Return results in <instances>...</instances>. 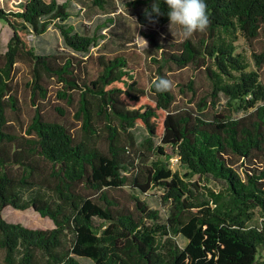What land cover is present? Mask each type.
I'll use <instances>...</instances> for the list:
<instances>
[{
  "label": "trees",
  "instance_id": "1",
  "mask_svg": "<svg viewBox=\"0 0 264 264\" xmlns=\"http://www.w3.org/2000/svg\"><path fill=\"white\" fill-rule=\"evenodd\" d=\"M0 0V21L12 30L2 53L0 41V249L5 264H264V84L237 52L240 37L257 39L264 27V0H205L211 23L198 41L161 43L157 31L170 23L166 3L149 22L144 9L155 0H136L138 23L148 39L155 78L173 66L205 68L211 81L196 111L173 110V90L150 88L125 52L90 55L102 36L82 35L68 24L70 4L58 0H23L13 9ZM106 9L105 0H93ZM57 28L74 55L38 54L31 37ZM258 67L264 51L253 54ZM86 57V58H82ZM31 67L35 114L24 135L10 132L8 112L20 109L14 76L17 64ZM63 86L60 98L79 101L81 135L48 121L39 101H46L48 80ZM195 91L194 80L189 82ZM227 107L218 112L220 97ZM214 109L215 112H209ZM244 113L237 118L234 114ZM148 133L145 148L134 150L129 129ZM105 134V149L98 140ZM161 143L154 146L152 139ZM129 140V145L126 141ZM175 150L185 173L170 168L167 148ZM213 178L217 193L192 179ZM133 184L147 193L164 191L170 207L160 212L132 195L133 207L112 192ZM33 209L52 228L8 222L3 211ZM260 225H254L256 215ZM100 221L101 223H98ZM187 243L181 247L177 237Z\"/></svg>",
  "mask_w": 264,
  "mask_h": 264
},
{
  "label": "rangeland",
  "instance_id": "2",
  "mask_svg": "<svg viewBox=\"0 0 264 264\" xmlns=\"http://www.w3.org/2000/svg\"><path fill=\"white\" fill-rule=\"evenodd\" d=\"M22 1L23 0H10L9 3L6 4V8L13 9ZM58 1L60 3L67 2L70 4L69 11L71 12V18L68 24L74 26L77 32L87 36H93L94 34L102 36L99 40V45L91 49L90 55H114L125 52L129 57L134 58L135 62L133 66L139 70L146 81L152 82L154 80L156 67L149 57L153 50L149 47L148 39L142 35L143 28L137 27V24H139L138 13L140 11V6L132 3L136 0H105L106 4L103 5L106 9H101L100 6L95 5L93 0ZM169 25L170 23L162 29L154 30L158 32L161 43H182L186 40L178 34L176 26L172 28L173 33H176L173 36ZM137 34L148 42L147 45ZM11 36L12 30L10 27L0 21L2 53H5ZM203 36V33H196L190 39L198 41L203 38ZM30 42L38 54H61L81 57L65 46L60 31L53 26L50 27L43 36L31 37ZM237 46V52L242 54L250 64L249 71L257 72L260 76L261 83L264 84V65L258 67L253 56L254 53L264 51V27L257 39L248 41L240 37ZM166 74L168 79L172 80L174 84L172 88L176 97L173 106L174 111L180 112L186 109L196 111L198 103L204 98L210 103L212 86L205 68L196 69L195 66H188L183 69H178L173 66L172 69L166 70ZM191 80H194V92H191L189 89V82ZM31 81L32 74L30 65L26 62L18 63L14 76V89L17 92L20 109L15 113L11 111L8 112L10 132L17 135H24L26 133L35 114L36 106H34L31 101ZM46 86L49 89L48 99L46 101H39L46 120L65 124L75 136H80L82 121L76 117L79 104L78 94L74 93V103L70 105L66 100L60 98L59 92L62 91L63 86L58 83V81L49 79L46 82ZM227 102L228 99L221 96L220 103L216 107V110L220 112L225 109V107H227ZM209 112L214 113L215 110L210 109ZM243 115L244 113H238L234 114V117L239 118ZM129 131L135 142L134 150L146 152L152 159H157L158 157L163 159V157L149 153L146 150L145 142L150 136L143 127L137 125L129 129ZM105 137L106 135L102 134L101 138L98 140L99 145L103 149H105ZM152 141L155 147L161 144L158 139L154 138ZM126 143L129 145V140H127ZM167 153L170 156V168L174 172L176 171L184 174L185 170L181 167L175 150L168 147ZM192 181L197 182L199 185L206 186L217 193L224 189L222 182L210 177L199 178L195 176ZM112 193L118 197L122 203L132 207L134 205L132 195L138 196L150 209L160 212L162 222H165L169 215L170 207L165 204V201L162 199L164 191L161 188H152L147 193H141L138 189L133 188L132 183H128V185ZM3 217L8 222L20 223L33 229H47L53 227V223L48 218L41 217L33 209L23 211L9 207L3 211ZM98 223L101 222L98 221ZM254 225H260L259 214L256 215ZM177 242L181 247H184L187 243L181 236L177 237ZM4 257L5 252L0 249V264H5ZM259 258L264 260V250L260 252ZM77 259L81 264H93L91 260L86 258L77 257Z\"/></svg>",
  "mask_w": 264,
  "mask_h": 264
},
{
  "label": "clouds",
  "instance_id": "3",
  "mask_svg": "<svg viewBox=\"0 0 264 264\" xmlns=\"http://www.w3.org/2000/svg\"><path fill=\"white\" fill-rule=\"evenodd\" d=\"M163 2L167 4L169 9L167 16L173 36L176 34L172 31L173 26H176L178 34L184 39H190L196 33H204L210 26L211 20L205 0H163ZM160 5L161 0H155L151 10L148 8L144 9V14L149 22L155 23L153 16L158 17L163 14ZM137 27L142 28L143 25L137 24ZM138 37L143 39L147 45L148 42L143 37L139 35ZM173 86L172 80L166 77H158L151 83L150 88H154L157 93H164L170 92Z\"/></svg>",
  "mask_w": 264,
  "mask_h": 264
}]
</instances>
